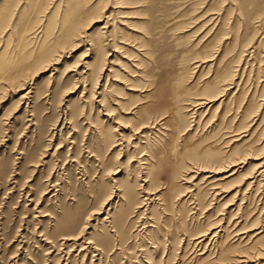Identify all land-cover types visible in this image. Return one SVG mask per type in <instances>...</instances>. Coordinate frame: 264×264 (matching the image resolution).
<instances>
[{"label": "rangeland", "instance_id": "rangeland-1", "mask_svg": "<svg viewBox=\"0 0 264 264\" xmlns=\"http://www.w3.org/2000/svg\"><path fill=\"white\" fill-rule=\"evenodd\" d=\"M263 158L264 0H0V264H264Z\"/></svg>", "mask_w": 264, "mask_h": 264}, {"label": "bare ground", "instance_id": "bare-ground-1", "mask_svg": "<svg viewBox=\"0 0 264 264\" xmlns=\"http://www.w3.org/2000/svg\"><path fill=\"white\" fill-rule=\"evenodd\" d=\"M116 11V10H115ZM217 12H219V11H217ZM217 14V13H216ZM123 16H125L124 14H122ZM212 15V14H211ZM214 16V15H213ZM211 17V16H210ZM214 18V17H213ZM108 19H110V16H108ZM206 21V20H205ZM107 22H108V20L106 21V24H107ZM215 23V22H214ZM106 26V25H105ZM105 28V27H104ZM108 32V31H107ZM116 36H117V34H115ZM105 36H106V34H105ZM113 36V35H112ZM103 38H105V37H102V39ZM115 40H118V36H117V38L116 37H113ZM113 39V40H114ZM104 40V39H103ZM105 40H106V38H105ZM112 40V41H113ZM107 41V40H106ZM97 42V41H96ZM109 42V41H108ZM104 43H105V41H104ZM112 43V42H111ZM115 43V42H114ZM106 44V43H105ZM101 50V49H100ZM113 50H115L116 51V49H113ZM116 55V54H115ZM213 55V54H212ZM209 58V57H208ZM208 62V61H207ZM111 63L113 64V65H115V63H114V61H111ZM102 69V68H101ZM112 73V68H110V70H109V73H108V77H110V74ZM160 80H162V79H160ZM178 82V86H180L181 85V81H177ZM231 83V82H230ZM24 84V83H23ZM152 86H156L157 88V91L155 92V93H153L152 95H151V99L153 100V102L155 103V104H157L158 105V108L159 109H161L162 108V106L163 105H165L166 103H168V104H170V102H171V93H172V89L171 88H168L167 87V83L166 82H153L152 84H151ZM170 85V84H169ZM168 85V86H169ZM229 87V86H228ZM227 88V87H226ZM228 89V88H227ZM223 90V89H222ZM204 93H206V94H209L210 92H209V89H206L205 91H203ZM225 93V92H224ZM189 94H191V93H189ZM220 94H222V91H221V93ZM181 95H183V93H182V91L181 90H178V91H174L173 92V101H174V104L176 105V107H174V106H169V108L168 109H170L171 111H172V114H175V115H177L178 113H179V106H178V103H179V101H180V97L179 96H181ZM196 95H198V94H196ZM211 96H213V95H209V97H211ZM216 97H217V95H216ZM216 97H212V98H206V97H203V96H198V98H196V99H194V100H190V101H187V105H190V106H192V107H195V106H201V105H203V104H206V103H208V102H211V101H213V100H216L217 98ZM102 99V98H101ZM101 99H100V101H101ZM99 101V100H98ZM99 101V102H100ZM105 101V100H104ZM101 103V102H100ZM159 105H161V106H159ZM207 105V104H206ZM103 106V105H102ZM197 110V109H196ZM202 110V109H201ZM204 110V109H203ZM202 110V111H203ZM111 111V110H110ZM109 112V111H108ZM197 113V112H196ZM111 113H105V115H107L108 117H110L111 115H110ZM162 114V113H161ZM193 114H194V112H193ZM187 115H189V114H187ZM159 120V117H156L155 119H153L152 121H147V123L145 124V122H143L142 124H144L143 126H142V124H141V128H144V127H147V125H154V124H156L157 123V121ZM122 126H124V128H127V127H129V126H131L130 124H122ZM139 128V127H138ZM137 129V128H136ZM131 131H132V129H131ZM121 132V131H120ZM136 133H138V132H136ZM135 133V134H136ZM121 134V133H120ZM119 135V134H118ZM122 135V134H121ZM120 135V136H121ZM262 152V151H261ZM260 152V153H261ZM218 155V153L216 152V151H214V152H212V153H209V155H207L208 157H210V158H212V157H217V158H219V155ZM259 155V154H258ZM263 155V154H262ZM261 155V156H262ZM150 158L151 157H146L145 158V165L146 166H144V169H147V167L148 166H150L151 168H155V166H153L149 161H150ZM240 158V157H239ZM144 159V158H143ZM142 159V160H143ZM239 160V159H238ZM263 160H264V158H263ZM262 160V161H263ZM240 161V160H239ZM224 163V162H223ZM230 163V162H229ZM226 164V165H222L221 164V167H219V169L218 170H215L216 171V173L218 172V171H221V170H225V169H222V168H224V167H232V166H236V165H238L239 163H236V161L235 162H231L230 164ZM241 163V162H240ZM263 163V162H262ZM225 164V163H224ZM264 164V163H263ZM208 165V164H207ZM201 167V166H200ZM204 167H206V166H204ZM203 167V168H204ZM241 167V166H240ZM143 168V167H142ZM206 168H208V166L206 167ZM215 168H216V166H215ZM238 168H239V166H238ZM254 168V167H253ZM264 168V167H263ZM198 169V168H197ZM196 169V170H197ZM205 169V168H204ZM204 169H202V170H204ZM237 169V168H236ZM200 170V169H199ZM207 171V170H206ZM214 171V170H213ZM264 171V170H263ZM202 172V171H201ZM209 172H210V170H209ZM211 172H212V170H211ZM144 173V172H143ZM198 173V172H197ZM234 173V172H233ZM258 173V172H257ZM145 174H146V172H145ZM262 174V173H261ZM228 175V174H227ZM255 175V174H254ZM208 176V175H207ZM213 176V175H212ZM231 176H232V174H231ZM259 176V175H258ZM257 176V177H258ZM144 177H146V176H144ZM194 177V176H193ZM210 177V176H209ZM206 179H207V177H205ZM213 178V177H212ZM225 178H227V177H225ZM209 179V178H208ZM223 179V178H222ZM145 180V179H144ZM148 180V179H147ZM205 181V180H204ZM222 181V180H221ZM206 182V181H205ZM216 182H218V181H216ZM160 183V182H159ZM172 183H173V180H172ZM218 183H220V182H218ZM216 184V183H215ZM219 185V184H218ZM160 188V187H159ZM157 186H155V187H152V188H144L143 189V192H145L146 193V196L145 197H142V199L140 198L139 199V203H142V202H144L145 200H148V201H153V200H155V199H158L159 201H160V196H158V192H159V189ZM216 189V188H215ZM119 191H121V190H119ZM215 191V190H214ZM212 193H214V192H212ZM217 193V192H216ZM134 195V194H133ZM158 196V197H157ZM135 197V196H134ZM134 197H130V201H136L137 203H138V199H135ZM162 201H163V198L161 199ZM158 201V202H159ZM135 202V203H136ZM162 204H164V201H163V203ZM123 227V226H122ZM120 233V232H119ZM218 234V233H217ZM163 242V241H162ZM208 244V243H207ZM169 255V254H168ZM240 262V261H239ZM243 263H244V261H243Z\"/></svg>", "mask_w": 264, "mask_h": 264}]
</instances>
